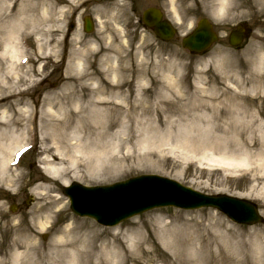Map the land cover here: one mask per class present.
Listing matches in <instances>:
<instances>
[{
	"label": "rangeland",
	"instance_id": "374dc122",
	"mask_svg": "<svg viewBox=\"0 0 264 264\" xmlns=\"http://www.w3.org/2000/svg\"><path fill=\"white\" fill-rule=\"evenodd\" d=\"M12 1L8 0V5ZM173 1L62 0V11L56 10L53 39L48 43L53 51L40 61L34 36L23 46L28 54L21 57L29 61L22 64L19 58L17 71L31 76L35 84L19 97V106L27 105L32 121H36L39 111L47 105L44 98L57 99L61 94L69 57L81 42L84 48H91L89 73L101 58L108 56L109 75L118 68V76L124 78L119 92L131 98L144 93L148 95V103H143L147 110H136L137 118L123 131L126 135L111 137L112 144L122 141L127 134L132 137L122 152L132 154L130 161L134 159L138 168L108 179L98 173L93 179L69 175L67 184L107 185L128 177L156 174L202 193L252 200L264 219V194L256 196L249 188L251 169L256 165L229 171L216 164L220 155L246 152L251 160L249 152L254 159H260L264 152L263 3L246 0L248 6L238 10V14V11L212 13L199 4L188 10L191 1L182 6ZM149 6L161 8L174 23L177 35L173 41H159L139 22L141 12ZM86 15L95 22L91 34L83 31L82 18ZM201 17L214 23L219 40L207 53L194 56L181 47L180 40ZM70 22L74 23L72 31L68 30ZM241 23L248 29V37L240 48L233 49L226 38ZM114 129L120 132L121 128ZM252 143L256 144L255 148H249ZM31 145L17 166L9 161L0 165V173L17 180L12 186L0 182V246L6 250L25 232L46 252L63 234L62 229L75 222L80 224V234H99L101 239L97 244L104 250L119 252L123 248L136 258L151 251L154 243L166 257L173 250H185L188 259L185 264H204L210 255L217 257L224 251L234 264H264V220L238 225L214 209L185 211L171 207L143 212L111 228L89 218H79L62 193V183L43 172L38 140ZM43 203L47 204L46 209L35 213V207ZM11 204L16 205L14 211L10 210ZM43 234H47L45 239ZM258 238L263 245L261 256L252 253ZM148 239L150 244L145 241ZM151 264H163V261L155 258Z\"/></svg>",
	"mask_w": 264,
	"mask_h": 264
},
{
	"label": "bare ground",
	"instance_id": "6f19581e",
	"mask_svg": "<svg viewBox=\"0 0 264 264\" xmlns=\"http://www.w3.org/2000/svg\"><path fill=\"white\" fill-rule=\"evenodd\" d=\"M188 1L192 2L188 10L199 4L212 13L237 12L248 6L246 0H174L173 3L182 6ZM7 2L0 0V73H3V76L0 74V165L10 161L30 139H36L43 172L62 184L68 182L69 175L77 179H93L98 173L108 179L124 176L138 168L134 159L130 161L132 154L122 152L125 145L131 142L128 138L132 137L127 134V140L124 138L117 144L111 143V137L126 135L123 131L129 129L131 121L137 118L136 110H147L143 103L148 95L137 93L131 98L120 93L124 78L118 76L116 67L114 74L109 75L108 56L101 58L96 68L89 73L88 52L91 48H84L85 45L78 42L80 45L72 50L69 57L68 73L63 76L64 85L59 97L44 98L47 105L39 111L35 122L31 119L27 105L19 106V97L35 84L31 76L17 71L21 56L27 53L23 46L26 47L25 42L34 36L35 51L40 61L53 51L48 43L53 39L52 28L57 23L58 15L56 10L62 11V0H14L10 5ZM256 2L263 3V10L264 0ZM255 54V49H252V55ZM116 127L121 128L120 132L114 129ZM255 147V143L249 146ZM249 156H252V161L246 152L234 156L220 155L216 164L229 171L256 165L251 169L252 184L249 188L252 194L258 196L264 194V152L260 159H254L252 152H249ZM16 181V178L0 173V182L12 186ZM46 206V203L40 204L34 212L40 214ZM78 225L75 222L66 225L62 229L63 234L51 243L46 252L41 251L38 242L24 232L8 250L0 246V264H118L119 261L122 264H151L155 258H160L163 264H185L188 260L183 249L173 250L170 256H163L153 242L152 250L137 258L123 248L119 252L106 251L97 244L101 239L99 234H80L81 227ZM42 226L39 225L40 228ZM163 236L166 237L165 234ZM145 241L151 243L150 239ZM254 244L252 253L261 256V240L256 239ZM96 253H99L98 258ZM227 256L225 251L217 257L210 255L204 264H234V260ZM245 256L249 255L245 253Z\"/></svg>",
	"mask_w": 264,
	"mask_h": 264
},
{
	"label": "water",
	"instance_id": "95a60500",
	"mask_svg": "<svg viewBox=\"0 0 264 264\" xmlns=\"http://www.w3.org/2000/svg\"><path fill=\"white\" fill-rule=\"evenodd\" d=\"M143 23L153 29L156 36L169 40L173 27L162 19L159 9L148 8L143 12ZM85 30L92 29L85 18ZM243 31L232 32L229 43L237 45L242 40ZM216 40L211 24L202 19L197 28L183 38L182 45L191 52L205 51ZM71 201L72 209L80 214L95 218L105 225H114L133 214L150 207L172 205L181 208L214 206L235 222L250 223L259 219L253 204L225 195L208 196L175 181L155 176H143L106 187L83 188L77 184L64 189Z\"/></svg>",
	"mask_w": 264,
	"mask_h": 264
}]
</instances>
